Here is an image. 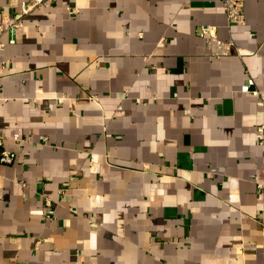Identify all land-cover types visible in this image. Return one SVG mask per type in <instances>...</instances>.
<instances>
[{
	"label": "crops",
	"instance_id": "obj_1",
	"mask_svg": "<svg viewBox=\"0 0 264 264\" xmlns=\"http://www.w3.org/2000/svg\"><path fill=\"white\" fill-rule=\"evenodd\" d=\"M243 14L49 0L1 36L0 264H264V0Z\"/></svg>",
	"mask_w": 264,
	"mask_h": 264
},
{
	"label": "built area",
	"instance_id": "obj_2",
	"mask_svg": "<svg viewBox=\"0 0 264 264\" xmlns=\"http://www.w3.org/2000/svg\"><path fill=\"white\" fill-rule=\"evenodd\" d=\"M49 0H21L18 3V11H5L0 8V48L5 44L1 40V36L4 33H9L11 37L8 38V42L13 43L17 37V33L23 25V16L29 11L37 8L40 5H47ZM225 15H226V26L230 28L235 24H242L244 22L243 14V0H222ZM71 12H76V8H72ZM199 35L205 38L207 45L210 47L212 53L216 57L226 55L230 53V48L233 46L231 40L223 41L220 40L216 35V26L211 24H203L199 26ZM239 49L236 48L238 53ZM253 84L251 78L247 79L240 87L241 91L248 92L251 94H258L256 89H251L250 86ZM139 101V99L137 100ZM256 130L260 135L264 134V115L262 121L256 126ZM14 138L19 140L18 134L14 135ZM21 141L23 139L21 138ZM13 159L11 153L5 150H0V162L10 163ZM257 191L264 193V180L257 181L255 183ZM46 216L48 217L53 213V208L49 201H46Z\"/></svg>",
	"mask_w": 264,
	"mask_h": 264
}]
</instances>
